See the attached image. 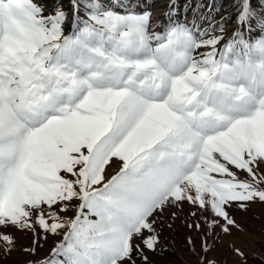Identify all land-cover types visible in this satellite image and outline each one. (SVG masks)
I'll return each instance as SVG.
<instances>
[{"label":"snow or ice","instance_id":"snow-or-ice-1","mask_svg":"<svg viewBox=\"0 0 264 264\" xmlns=\"http://www.w3.org/2000/svg\"><path fill=\"white\" fill-rule=\"evenodd\" d=\"M70 5L71 19L62 2L45 15L42 0H0L7 251L14 229L32 233L31 255L61 237L29 264H148L161 218L185 204L189 229L208 212L229 232L233 204L264 202V0H229L220 21L201 4L181 19V0L160 15L140 0Z\"/></svg>","mask_w":264,"mask_h":264},{"label":"rangeland","instance_id":"rangeland-1","mask_svg":"<svg viewBox=\"0 0 264 264\" xmlns=\"http://www.w3.org/2000/svg\"><path fill=\"white\" fill-rule=\"evenodd\" d=\"M61 2L64 9L69 12V19H71L70 0H42L45 5L44 14L48 15L52 7ZM189 2L190 0H187L184 5L181 3L180 18L183 19L186 14L187 20L191 21L196 8H193ZM140 3L143 10L150 9L155 15L166 11L167 0H140ZM204 10L201 15H208V9ZM212 18L216 19V16ZM212 18L209 16V19ZM221 18L215 21H220ZM233 27V22L228 23L226 33L232 35ZM70 31V26L66 25L65 34ZM156 31H160V29L157 28ZM114 171L115 168L108 169L109 175L114 174ZM239 175L241 178H247L243 173H239ZM172 211L175 210L166 211L161 218L163 222L157 226L161 233L160 246L157 251L146 250L144 253L148 257V264H258L251 257L264 254V202H260L258 199L255 202L247 203L246 209H241L235 204L228 209L235 225L230 226L227 233L222 232L219 227L215 230L207 227L210 220L208 212L198 213L196 222L202 223L203 227L197 230L194 227L191 229L187 227L188 224L194 223L193 218L189 216L187 204L184 205L182 214L177 213L175 220L169 218ZM221 223L223 222L221 221ZM8 234L14 237L15 245L11 251H7L8 246L0 241V264H27L31 261H41L48 257L54 242H58L61 238L49 236L46 241L41 240L42 247L37 249L36 255H31L25 251V249L33 247L34 237L31 232L13 229ZM189 237L194 240V245L187 243ZM205 241L208 245L207 251L204 248ZM137 264H141L139 258H137Z\"/></svg>","mask_w":264,"mask_h":264},{"label":"trees","instance_id":"trees-1","mask_svg":"<svg viewBox=\"0 0 264 264\" xmlns=\"http://www.w3.org/2000/svg\"><path fill=\"white\" fill-rule=\"evenodd\" d=\"M228 2H229V0H190L189 4H191L192 6H195V8H196L197 4H201L202 5L201 12L204 9H205L204 11H207L209 3L214 4L215 10L212 11L211 13H209V10H208V15L211 18L216 16L215 20H217L218 18H221V17L227 15V11H225V9L228 8ZM181 3H187V0H181ZM253 6L258 8L259 7V0H253ZM234 20H235V17H233V21ZM229 36H231V35H229V33H226V31H225L224 37L228 39ZM251 258L254 259L256 261V263H258V264H264V254L261 256L255 255ZM27 264H29V262Z\"/></svg>","mask_w":264,"mask_h":264}]
</instances>
